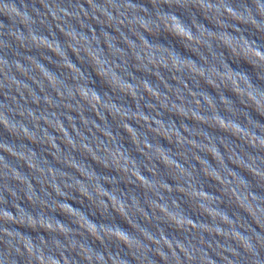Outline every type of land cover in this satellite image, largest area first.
<instances>
[{"label": "clouds", "instance_id": "9594fccd", "mask_svg": "<svg viewBox=\"0 0 264 264\" xmlns=\"http://www.w3.org/2000/svg\"><path fill=\"white\" fill-rule=\"evenodd\" d=\"M0 264H264V0H0Z\"/></svg>", "mask_w": 264, "mask_h": 264}, {"label": "water", "instance_id": "95a60500", "mask_svg": "<svg viewBox=\"0 0 264 264\" xmlns=\"http://www.w3.org/2000/svg\"><path fill=\"white\" fill-rule=\"evenodd\" d=\"M223 194V193H222ZM85 199L87 200L88 198L87 197H85ZM114 211H115V209H114ZM257 227H259V225L257 224Z\"/></svg>", "mask_w": 264, "mask_h": 264}]
</instances>
